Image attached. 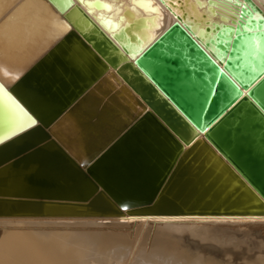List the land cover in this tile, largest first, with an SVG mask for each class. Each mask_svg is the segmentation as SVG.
I'll return each mask as SVG.
<instances>
[{"label": "water", "instance_id": "water-1", "mask_svg": "<svg viewBox=\"0 0 264 264\" xmlns=\"http://www.w3.org/2000/svg\"><path fill=\"white\" fill-rule=\"evenodd\" d=\"M81 1L55 15V43L1 85L25 121L0 138V216L264 215V104L245 87L264 73V51L242 42L264 44L262 9L233 0L234 27L160 0L174 20L140 45L142 26L159 28L157 5L144 0L156 13L110 31ZM207 3L214 13L218 0ZM173 77L195 85L184 106L161 87Z\"/></svg>", "mask_w": 264, "mask_h": 264}, {"label": "bare ground", "instance_id": "bare-ground-1", "mask_svg": "<svg viewBox=\"0 0 264 264\" xmlns=\"http://www.w3.org/2000/svg\"><path fill=\"white\" fill-rule=\"evenodd\" d=\"M71 1L0 0V94L1 85L9 90L17 77L59 38L63 28L55 15L61 17ZM93 1L82 0L81 4L103 19L109 29L113 24L110 31L134 16L156 13L144 0H101L106 4L98 8ZM150 1L157 5L160 18L155 15L153 20L159 28L142 26L137 32V37L144 35L140 45L171 24L173 13H177L165 2ZM180 1L187 2L183 9L192 17L205 15L222 24L234 20V27L241 19L240 6L233 0H218L214 13L207 0H201V4L197 0ZM253 1L264 12V0ZM125 8L130 10L127 14L123 13ZM259 16L254 13L255 18ZM190 25L195 26V36L202 35V23ZM242 42L243 53L256 55L257 50L264 51V44L255 34ZM19 115L0 100V138L24 125L25 119ZM220 227L261 228L264 215L0 216V264H204L198 255L193 258V246L184 240L187 232L203 241ZM181 233L186 238L180 237ZM207 249L203 257L215 260L213 264H218L217 260L225 264H264V254Z\"/></svg>", "mask_w": 264, "mask_h": 264}, {"label": "rangeland", "instance_id": "rangeland-1", "mask_svg": "<svg viewBox=\"0 0 264 264\" xmlns=\"http://www.w3.org/2000/svg\"><path fill=\"white\" fill-rule=\"evenodd\" d=\"M181 234H179V236ZM183 235L186 234H182L180 237H182ZM186 236L188 238H186L185 236H183L182 238L183 239L186 238L184 240L193 246L191 247L192 248L191 252H193L192 256H194L193 258L197 257L198 255L199 257H201L204 264H213V262L211 261L215 262V260L207 261V258L205 259L203 257L204 252L208 250L207 248H212L214 250L225 248L234 253L247 251L254 255L264 254V227L256 228V229L238 228V227H220L215 231V233L212 236H210L209 238L203 241H201V238L197 239L192 237L194 235L191 236L188 232ZM190 237L194 238V240ZM217 262L219 264L222 261L217 260ZM221 264H225V263H221Z\"/></svg>", "mask_w": 264, "mask_h": 264}, {"label": "snow or ice", "instance_id": "snow-or-ice-1", "mask_svg": "<svg viewBox=\"0 0 264 264\" xmlns=\"http://www.w3.org/2000/svg\"><path fill=\"white\" fill-rule=\"evenodd\" d=\"M131 27V25H129ZM3 57V51L0 50V58ZM264 75V73L254 75L250 80L245 83V87L248 89H252L254 85H256L255 91H252V95L257 96L258 99L261 100V103L264 104V80H261L260 77ZM155 78V77H154ZM19 79V77H17ZM260 83L257 85V81ZM159 82V81H158ZM161 87L164 88L166 92L172 97L176 103L184 106L189 102V92L195 87L194 84L180 78L173 77L170 78L167 84H161ZM243 95V93H240ZM207 102V96L204 97L203 103Z\"/></svg>", "mask_w": 264, "mask_h": 264}]
</instances>
